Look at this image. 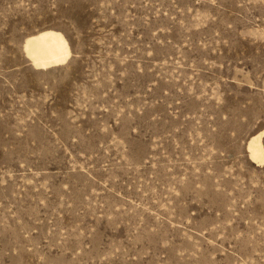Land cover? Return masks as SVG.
Wrapping results in <instances>:
<instances>
[{
  "label": "rangeland",
  "instance_id": "obj_1",
  "mask_svg": "<svg viewBox=\"0 0 264 264\" xmlns=\"http://www.w3.org/2000/svg\"><path fill=\"white\" fill-rule=\"evenodd\" d=\"M262 128L264 0H0V264H264Z\"/></svg>",
  "mask_w": 264,
  "mask_h": 264
},
{
  "label": "bare ground",
  "instance_id": "obj_2",
  "mask_svg": "<svg viewBox=\"0 0 264 264\" xmlns=\"http://www.w3.org/2000/svg\"><path fill=\"white\" fill-rule=\"evenodd\" d=\"M24 48L37 68H47L64 62L71 54L65 35L55 29H42L26 37ZM264 128L254 133L248 140L247 150L255 163L264 162Z\"/></svg>",
  "mask_w": 264,
  "mask_h": 264
}]
</instances>
